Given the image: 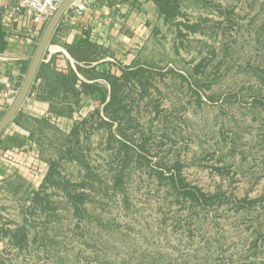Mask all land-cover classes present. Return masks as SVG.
Returning a JSON list of instances; mask_svg holds the SVG:
<instances>
[{"label": "rangeland", "instance_id": "rangeland-1", "mask_svg": "<svg viewBox=\"0 0 264 264\" xmlns=\"http://www.w3.org/2000/svg\"><path fill=\"white\" fill-rule=\"evenodd\" d=\"M155 17L136 64L152 72V94L136 99L135 126L122 123L136 141L88 125L85 161L66 155L58 168L66 185L90 163L101 191L76 212L61 185L43 183L0 218V264H264V0H181L177 15ZM122 143L132 149L113 187ZM176 163L216 200L192 202L160 178Z\"/></svg>", "mask_w": 264, "mask_h": 264}, {"label": "crops", "instance_id": "crops-1", "mask_svg": "<svg viewBox=\"0 0 264 264\" xmlns=\"http://www.w3.org/2000/svg\"><path fill=\"white\" fill-rule=\"evenodd\" d=\"M156 14L154 0H95L77 21L61 19L28 96L0 136V218L6 212L25 210L27 197L31 201L42 194L51 166L66 163L74 147L72 131L99 107L98 89L107 86L106 73L121 75L124 67L137 66L138 46L152 37ZM2 28L7 45L0 52V118L15 97L43 33L28 42L20 24L10 32L3 24ZM83 85L96 89L89 93ZM77 148L86 151L83 133Z\"/></svg>", "mask_w": 264, "mask_h": 264}, {"label": "trees", "instance_id": "trees-1", "mask_svg": "<svg viewBox=\"0 0 264 264\" xmlns=\"http://www.w3.org/2000/svg\"><path fill=\"white\" fill-rule=\"evenodd\" d=\"M154 1L157 5L159 12L165 15L166 18L178 14L181 0ZM185 26L191 30H195L194 25L186 24ZM6 45L7 42L5 39V32L2 28L0 14V52L5 50ZM105 77L110 83L109 98L107 99V95L102 88L98 89L102 93L101 102L104 104L103 108H97L92 111L89 116L83 118L80 122H78L72 131L74 147L69 149L68 155H70L71 157L75 156V158L80 160V162L85 161V155L84 152L79 153L77 145L79 144L80 134L85 133L86 136H88V125L92 126L94 123H96L99 128L104 125L110 128L112 126L111 124H116V127L122 131L124 137L130 138L129 140L135 142V136L128 135L129 133L125 129L122 130V123L123 121H126L129 122L132 126V124L135 122L131 121V118L133 117V106L134 104H138V102L136 103V99H144L145 97H151L152 94L150 91V87L152 86V72H150V69L148 67H145L143 65H138L135 67H124L122 69L121 75L106 73ZM83 86L86 91H89V93L93 92V90L96 89L92 85ZM154 108L158 111L157 105H154ZM139 126L140 125L138 124L137 127L139 128ZM146 133L142 130L140 131L142 141L139 144L140 147L143 149L145 147L143 143L149 139L146 137ZM131 149L132 148L127 143H122V148L119 147L118 150L114 152L117 155L114 159L120 161V164L114 166L116 169V173L114 175V179H112V183L114 184L113 187L122 185L121 178L127 167L126 161H128L130 158ZM120 155H123V157H121ZM141 157L142 155H140V153H137V162L139 164L144 163V161L141 160ZM143 159L146 160V158ZM109 167L114 169L112 165H109ZM85 169L87 170V173L85 176H82L80 181L67 182L66 185L64 183L62 173L59 170L58 166H51V168L49 169V173L45 178V184L49 183L53 185L56 184V186H62V189L66 191L68 201L76 212H80L82 210V206H84L85 201L88 200V197L91 195V193H99L103 186L100 183L101 179L98 178L96 171L90 165V163H85ZM181 169V164L176 163L173 168L170 169V174L165 175V173L160 171L159 176L160 178L169 179L171 181L172 186L177 189H180V191L182 190L186 197H188L192 202H204L205 204H207L212 203L216 200L217 195L208 196L204 192H202L198 187L186 182L182 178ZM55 178H57L58 181H55ZM86 189L91 190L90 194L87 193ZM106 191V187L105 189L103 188V193H105ZM36 197L37 196H35L34 199H36ZM41 201L43 203L46 202V205L44 207L49 206V196L45 195L41 198Z\"/></svg>", "mask_w": 264, "mask_h": 264}, {"label": "built area", "instance_id": "built-area-1", "mask_svg": "<svg viewBox=\"0 0 264 264\" xmlns=\"http://www.w3.org/2000/svg\"><path fill=\"white\" fill-rule=\"evenodd\" d=\"M63 0H0L1 22L10 32L12 26L20 24L22 35L28 42L37 41ZM95 0H76L63 16L67 21H77L82 18ZM62 18V19H63ZM3 74L0 72V84Z\"/></svg>", "mask_w": 264, "mask_h": 264}, {"label": "water", "instance_id": "water-1", "mask_svg": "<svg viewBox=\"0 0 264 264\" xmlns=\"http://www.w3.org/2000/svg\"><path fill=\"white\" fill-rule=\"evenodd\" d=\"M75 1L76 0H63L47 22L43 33L36 45L35 52L21 82V85L9 107L0 118V136L7 128V126L14 120L15 116L21 109L36 79L37 72L51 42L52 36L61 19Z\"/></svg>", "mask_w": 264, "mask_h": 264}]
</instances>
